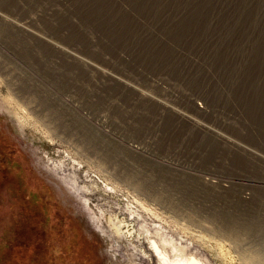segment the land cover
<instances>
[{
    "label": "rangeland",
    "instance_id": "rangeland-1",
    "mask_svg": "<svg viewBox=\"0 0 264 264\" xmlns=\"http://www.w3.org/2000/svg\"><path fill=\"white\" fill-rule=\"evenodd\" d=\"M255 1L0 0V264H264Z\"/></svg>",
    "mask_w": 264,
    "mask_h": 264
},
{
    "label": "bare ground",
    "instance_id": "bare-ground-1",
    "mask_svg": "<svg viewBox=\"0 0 264 264\" xmlns=\"http://www.w3.org/2000/svg\"><path fill=\"white\" fill-rule=\"evenodd\" d=\"M155 244L159 247V245L155 242ZM154 248H156L155 247V245L153 244L152 245ZM157 254H158V256L159 257H161L164 261H165V263L166 264H200V263H198L197 261H195V262H192L193 260H191V261H185L184 262V260H181V259H177V260H171L170 258H169V256L168 255H166L163 251H162V249L159 247V248H157ZM179 257V256H178ZM162 261V260H161Z\"/></svg>",
    "mask_w": 264,
    "mask_h": 264
},
{
    "label": "trees",
    "instance_id": "trees-1",
    "mask_svg": "<svg viewBox=\"0 0 264 264\" xmlns=\"http://www.w3.org/2000/svg\"><path fill=\"white\" fill-rule=\"evenodd\" d=\"M258 4V0H256L255 2H254V4ZM253 4V5H254ZM88 11H90L91 13L92 12H95V13H98L99 15H101L102 14V9H101V6H99L97 3H95V5H93V6H91L90 8H89V10ZM104 14L102 15V17L103 18H108V16H107V14H105V12H103ZM263 39H264V37H263ZM142 49H144L145 51H148L149 52V48H146V47H144V48H142ZM144 52V51H143Z\"/></svg>",
    "mask_w": 264,
    "mask_h": 264
}]
</instances>
